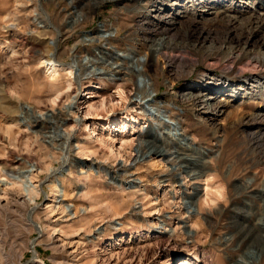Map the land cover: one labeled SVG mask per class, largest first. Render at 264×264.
Returning a JSON list of instances; mask_svg holds the SVG:
<instances>
[{
  "label": "rangeland",
  "instance_id": "rangeland-1",
  "mask_svg": "<svg viewBox=\"0 0 264 264\" xmlns=\"http://www.w3.org/2000/svg\"><path fill=\"white\" fill-rule=\"evenodd\" d=\"M144 4L0 0V264H264V97L243 98V89L228 101V88L209 91L227 103L212 117L186 97L207 73L236 87H249L252 75L264 82V66L223 77L222 57L218 68L210 67V43L194 52L191 72L183 59L150 57L147 46L136 44ZM234 4L264 13L258 0ZM180 5L196 14L192 2ZM201 24L222 34L231 30L226 22ZM106 30L111 43L90 41ZM131 49L153 79L155 101L182 123L179 133L195 138L196 150L186 153L174 142L183 156L179 167L153 145L135 160L138 132L149 140L158 133L154 109L135 104L136 85L127 80L138 67L122 68L115 57ZM248 50L264 53L255 42ZM55 53L60 67L85 64L79 79L64 69L51 75L42 60ZM170 54L187 55L182 49ZM242 58L236 69L246 64ZM54 116L62 118L56 128ZM37 117L39 126L32 123ZM124 122L129 126L122 132ZM67 133L70 150L59 146ZM204 162L207 174L191 179L188 166ZM6 171L34 176L36 200L19 198L26 193ZM253 176L254 186L240 187Z\"/></svg>",
  "mask_w": 264,
  "mask_h": 264
},
{
  "label": "bare ground",
  "instance_id": "bare-ground-1",
  "mask_svg": "<svg viewBox=\"0 0 264 264\" xmlns=\"http://www.w3.org/2000/svg\"><path fill=\"white\" fill-rule=\"evenodd\" d=\"M143 1L146 2V5L144 4L141 7L142 16L140 17L139 22V29L142 31L143 36L137 37L136 44L138 45V47L147 46L149 49L150 57L154 58L156 56H162L167 59L169 63L178 62L179 60H181L182 62L183 59L184 64L189 65L187 67L188 71L191 72L193 67L195 66V63L197 62L195 58H193V56L196 52L203 51L205 45L207 43H210L211 46L205 49V52H207V56L209 57L208 60L212 61L210 67L211 69L218 68L216 64L220 62L222 57L223 63L226 64V66L222 70L223 77H229V75L236 71L241 73L242 75L246 74V72L258 73L261 67L264 66V53L260 52L259 54H254L253 52L248 50V47L252 42L257 43L259 48H264V13H256L253 10L243 12V10H241L234 4L239 2L240 0H188L193 4L192 6L193 10L196 13L195 15L188 12V10L184 8V6L180 5L182 0ZM258 1L261 6H264V0ZM202 21H204L205 23L226 22L227 24H230L231 30H228L229 32L227 31L226 34H222L217 29L205 27V25L201 24ZM103 27L104 29H107V25H104ZM108 32L109 30H106L101 34V31H99L98 37H92L90 41L94 42L97 40H105L111 43V36L109 35V37L106 38V34ZM115 41H117V39ZM170 49L185 50L187 55L184 54L180 56H173L172 54H170L169 56L168 50ZM136 54L137 53H135V50L131 49L128 53L125 52L122 56L117 55L115 57L117 60L122 62V65H120L122 68L128 69L129 63H131L133 65H136L139 69V66H141V61L140 59H137V61L134 60ZM47 56L46 59L42 60V63L46 65L47 70L51 72V75L54 76L60 69L67 70L71 78H75L76 80L80 78V75H82L77 73L83 71L82 68L85 66V64L82 61L75 60V63L72 64L69 68H64L60 67L56 63L58 61L57 53L53 54L52 56L50 54ZM243 56L247 60L246 64L244 65V67H238L239 69H236L234 66L239 60H243ZM96 60V58H93L91 62L94 63L96 62ZM109 60H112V63H115L114 57L111 56ZM233 64L235 65L233 66ZM75 69H77V71ZM95 69L96 68H94V71ZM113 75V77L115 78L116 74L113 73ZM252 78L253 75L251 76L249 87L245 83L242 85V87H236L227 85L220 80L218 81V79L211 76V73H207L202 77L199 83L191 85V88L195 90L198 89L197 92H189L186 94V97L188 101H191L205 114H209L212 117V115L214 116L216 114L218 115L222 113L224 111L223 108L227 105V103H224L222 105V99L216 100L217 98L214 96V93L209 94V91H219L228 88L225 91V99L228 101H232L231 98L236 96L237 92L242 91L243 89H246L247 91L243 98L247 97L246 95L252 96L255 93L261 95V97L263 98L264 82L259 83L260 79L257 78V81L256 79L252 80ZM147 79L148 81H146ZM127 80L130 81L133 85H136L134 94L135 104H138L140 108L144 110H146V107H152L154 109L152 118L154 119V121H157V140H149L148 138H146L145 136L147 132H144L143 130L138 132V153L135 157V160H139L140 157L148 154V152H150L147 150L148 146L153 145L156 147L154 153L164 155L169 162L178 166L183 159V156L179 152H181L182 150L184 153H186L185 151H190L193 148L195 149V138H191L192 140H190L188 136H186L185 131L184 133H179L182 123L178 120L173 119L170 115H167L170 110L166 107L165 104H159L155 101L154 92L156 89H153L150 92L151 87H153L154 83L152 81L153 79L147 76L145 67H142V70L139 69L136 73L131 72L130 77H128ZM139 82L140 84H143V87L140 86ZM51 118L53 119L52 121H54V128L58 127V124L62 122V118H59V116H54ZM253 121H257L258 123L260 121H263V119L257 116L253 119ZM32 123L39 126L41 122L37 117L34 121H32ZM128 126V123L124 122L122 132L126 131L128 129ZM62 137L63 138L60 141L59 146L61 147V149H64V147L67 145L70 150L69 140L71 139V134H63ZM158 140L162 143L161 147L160 145L158 147L156 146L155 142ZM187 140H189V142ZM183 141H185L186 143ZM174 142H176L178 146H180L178 148L181 149L180 151H175L177 150V148L174 147ZM66 161H68V158L64 161V163H66ZM207 165L208 164H206L205 162L204 164L202 163L199 168H193L191 165H187L188 169H186L187 171H185L188 173L191 179L197 180L201 177H204L203 175L207 174ZM5 173L8 175L7 171ZM8 176L13 180V183H18L23 187V190L26 194L24 196L21 195L22 197L19 196V198H25L24 201H26L27 196L30 202L36 200V197L39 196V186L34 185V181L32 180L34 179V176H31V181H29L30 179H25V176L21 175L20 173H18L17 175L15 172H13ZM209 176L210 175L207 176V180ZM1 181L2 179H0V182ZM257 181V176L250 177L249 180H245L243 181V183L240 182V187L249 189L251 188V186H254ZM261 185L264 188L263 179L261 180ZM63 208L65 210V205L63 206Z\"/></svg>",
  "mask_w": 264,
  "mask_h": 264
}]
</instances>
